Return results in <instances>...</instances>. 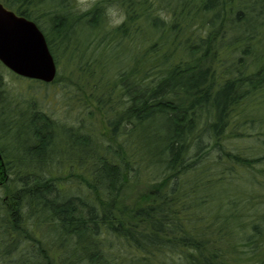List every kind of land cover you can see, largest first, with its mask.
<instances>
[{
    "label": "trees",
    "instance_id": "trees-1",
    "mask_svg": "<svg viewBox=\"0 0 264 264\" xmlns=\"http://www.w3.org/2000/svg\"><path fill=\"white\" fill-rule=\"evenodd\" d=\"M0 1L35 22L57 64L50 83L15 76L25 86L0 103L5 127L25 129L17 156L1 147L0 264H264L260 194L228 187L264 189V116L251 114L264 99V0H97L87 13L76 0ZM112 4L127 20L109 29ZM50 88L76 124L46 110ZM95 114L107 140L93 137Z\"/></svg>",
    "mask_w": 264,
    "mask_h": 264
},
{
    "label": "rangeland",
    "instance_id": "rangeland-1",
    "mask_svg": "<svg viewBox=\"0 0 264 264\" xmlns=\"http://www.w3.org/2000/svg\"><path fill=\"white\" fill-rule=\"evenodd\" d=\"M0 3H2V2L0 1ZM41 28H43V27H41ZM46 29L47 28H45V27L43 28V30H46ZM66 33H68V32H66ZM58 49H60V47ZM62 54H63V52L57 51V57L60 58L62 56ZM60 60L61 61L59 63V68L63 69V67L65 68V66L67 65L66 60L64 58H62ZM64 70L67 71L66 69H64ZM15 76L16 75L14 73H12L10 70L6 69L5 67H3V65L0 64V103L2 101L6 100V95L8 94L7 92H10L12 95L15 93L19 94V92H18L19 88L25 86L23 81L17 80L15 78ZM47 92L51 96H48V99L45 100L43 103L44 105H46V106H44L46 108V110H49V111H52L53 109L56 110L57 116L60 117L63 122H65L62 124H65L67 126L76 124L77 120H79L77 115L75 116L72 113L67 114L66 110L62 106L56 105L54 103V98H56L59 95L58 92H55L54 88L48 89ZM11 94H9L10 99L12 98ZM251 108H252L251 114L253 117L254 116H264V99L261 101L253 102ZM11 109H12L11 106H6V110H4V112L7 110H11ZM6 118H7V116H5L4 118L0 116V135H2L4 138V141L0 144V150H1V147L6 146L9 148L8 155L17 156V151H16L17 148L16 147L20 143H18L17 140H15V139H18L21 141L22 138L20 139L17 137H21L22 134H25V129L23 128L22 124L20 125L18 119H16L14 121V127L6 128L5 126H6V122L8 120ZM94 124H95L94 126L96 128V131H94L93 137L96 138L97 140L100 139V141L101 140L103 141L104 139L107 140L108 139V136H107L108 130H107V127L104 123L103 116L101 114H95ZM55 129H56L57 134H60V132H62V130L58 131V127ZM59 136L60 135L55 136V138L57 140L55 143L57 149L62 148V147H60L61 144L59 142H60L61 138ZM20 154H22V153H20ZM19 161H21V160H19ZM68 167L69 166L62 165L59 167V169H57V166H56L55 168L51 169L53 172L52 174L54 176L57 175L58 177L63 178L64 176L67 175ZM70 171L74 174L80 173L79 165L78 166L75 165L73 167V169H70ZM71 180H76V179L72 178ZM62 183H67V182L62 181ZM62 187L66 188L65 185L64 186L61 185V188ZM228 187L230 188L232 195L237 196L238 198L239 197L245 198L247 196L252 197V196H257V194L258 195L260 194L259 198H258L260 201L257 202V206H255V208H252L251 212H253V213H258V212L262 213L263 212L264 213V189H262L263 190V192H262V190H260L259 187L253 186L251 180L248 178H246L244 180H236L235 182H231L230 184H228ZM137 189H139V188L137 187ZM137 189L133 190L132 197L130 198V202L132 205L135 203V200H138L137 198H139V196H140V194L137 193L140 189L139 190H137ZM0 192H2V191H0ZM251 197H248L247 199H251ZM215 202L216 201L212 202L211 205ZM252 205L253 204L250 203V207ZM250 207H249L248 202H244V204L239 205L238 209L244 213V212H246L245 210H248V209L250 210L251 209ZM232 223H233V226L235 228V223L234 222H232ZM41 228H42V230H41L42 233H45V231H47L46 227L42 226ZM52 233L54 234L55 231H52ZM255 246L256 245H254L253 247H255ZM225 247L228 248L229 246L226 245Z\"/></svg>",
    "mask_w": 264,
    "mask_h": 264
},
{
    "label": "water",
    "instance_id": "water-1",
    "mask_svg": "<svg viewBox=\"0 0 264 264\" xmlns=\"http://www.w3.org/2000/svg\"><path fill=\"white\" fill-rule=\"evenodd\" d=\"M0 62L17 76L50 83L57 65L40 28L0 3ZM0 156V182L5 180Z\"/></svg>",
    "mask_w": 264,
    "mask_h": 264
},
{
    "label": "clouds",
    "instance_id": "clouds-1",
    "mask_svg": "<svg viewBox=\"0 0 264 264\" xmlns=\"http://www.w3.org/2000/svg\"><path fill=\"white\" fill-rule=\"evenodd\" d=\"M97 0H76V7L80 13L90 12L96 6ZM105 16L107 17V27L109 29L119 28L127 20V14L119 5L112 4L105 8ZM159 18L164 22H170V14L164 11L158 12Z\"/></svg>",
    "mask_w": 264,
    "mask_h": 264
},
{
    "label": "flooded vegetation",
    "instance_id": "flooded-vegetation-1",
    "mask_svg": "<svg viewBox=\"0 0 264 264\" xmlns=\"http://www.w3.org/2000/svg\"><path fill=\"white\" fill-rule=\"evenodd\" d=\"M0 154L3 155L2 150H0ZM3 170H4V167H3ZM3 172H4L5 176H6L5 170Z\"/></svg>",
    "mask_w": 264,
    "mask_h": 264
}]
</instances>
